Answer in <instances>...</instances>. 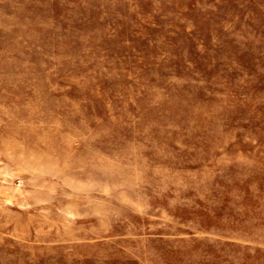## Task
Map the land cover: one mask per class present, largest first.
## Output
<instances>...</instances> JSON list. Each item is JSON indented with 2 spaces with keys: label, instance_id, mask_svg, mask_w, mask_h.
<instances>
[{
  "label": "rangeland",
  "instance_id": "rangeland-1",
  "mask_svg": "<svg viewBox=\"0 0 264 264\" xmlns=\"http://www.w3.org/2000/svg\"><path fill=\"white\" fill-rule=\"evenodd\" d=\"M0 264H264V0H0Z\"/></svg>",
  "mask_w": 264,
  "mask_h": 264
},
{
  "label": "bare ground",
  "instance_id": "bare-ground-1",
  "mask_svg": "<svg viewBox=\"0 0 264 264\" xmlns=\"http://www.w3.org/2000/svg\"><path fill=\"white\" fill-rule=\"evenodd\" d=\"M64 181H65V179H64ZM73 183V182H72Z\"/></svg>",
  "mask_w": 264,
  "mask_h": 264
}]
</instances>
